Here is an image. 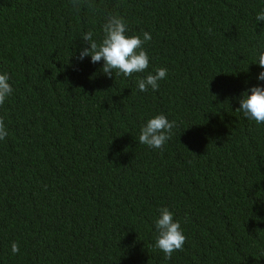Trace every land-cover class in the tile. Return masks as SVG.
<instances>
[{"label":"trees","instance_id":"16d2710c","mask_svg":"<svg viewBox=\"0 0 264 264\" xmlns=\"http://www.w3.org/2000/svg\"><path fill=\"white\" fill-rule=\"evenodd\" d=\"M0 0V264H264V123L239 111L257 84L264 0ZM118 14L147 31L149 67L130 77L77 57ZM211 29V32H209ZM166 68L158 90L137 79ZM176 121L162 149L147 120ZM167 207L187 237L153 247ZM17 242L19 252L12 254Z\"/></svg>","mask_w":264,"mask_h":264},{"label":"clouds","instance_id":"9594fccd","mask_svg":"<svg viewBox=\"0 0 264 264\" xmlns=\"http://www.w3.org/2000/svg\"><path fill=\"white\" fill-rule=\"evenodd\" d=\"M71 10L80 14L82 10L89 14H101V7L96 0H70ZM255 19L264 21V9L257 13ZM128 26L125 19L118 14L104 16L102 24V36L99 41L93 38V32L83 34V41L89 45L79 51V60L86 56L91 57L93 64L103 60L101 72L108 78L115 75L130 77L135 73H144L149 67V55L144 48L146 42L151 40V34L147 31L141 35H128ZM211 32V29H209ZM256 64L262 69L257 76L258 81H264V44L257 48ZM167 75L166 68H157L154 72L137 79V86L141 92L158 90V82ZM10 76L7 73L0 74V105L13 93L10 84ZM240 107L236 109L249 120L256 124L264 123V85L257 84L246 89L239 100ZM177 127L176 121H169L163 114H157L147 120L141 126L138 141L153 149H162L164 144L174 134ZM8 135L3 117H0V140ZM159 216L155 219V243L153 247L164 253L166 259H170L175 251H182L187 237L181 227V222L174 219V213L167 207H161ZM12 254L19 252L17 242L11 244Z\"/></svg>","mask_w":264,"mask_h":264}]
</instances>
